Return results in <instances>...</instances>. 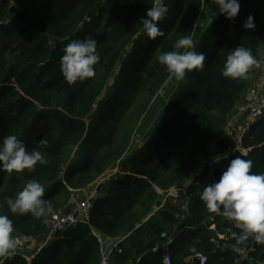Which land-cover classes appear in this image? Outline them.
<instances>
[{"label": "trees", "instance_id": "obj_1", "mask_svg": "<svg viewBox=\"0 0 264 264\" xmlns=\"http://www.w3.org/2000/svg\"><path fill=\"white\" fill-rule=\"evenodd\" d=\"M161 2L169 12L159 22L164 35L153 40L140 21L155 0H0V141L16 135L49 160L22 173L0 172V214L13 221V235L42 236L48 226V216L12 215L7 208L6 200L28 182L43 184L44 199L61 211L83 196L72 195L74 190L118 165L97 185L88 223L57 232L30 262L14 255L3 264H99L93 230L127 234L110 254L113 264H165V253L170 264H200L197 252L206 256L204 264H264V244L251 238L237 244L231 233L239 230L210 213L197 195L236 156L264 173V112L237 140L227 126L236 106L249 101L259 68L247 80L222 76L227 55L238 46L251 49L261 63L264 0H240L234 20L219 15L213 0ZM250 15L255 29L245 30ZM185 35L206 59L202 69L178 81L157 57L175 50ZM87 38L97 42L95 75L70 85L60 70L63 49ZM118 87L129 96L121 112L115 105L120 99L112 102ZM141 96L137 115L129 118L126 110ZM123 121L128 125L114 146ZM133 130L142 141L126 154ZM76 146V157L65 165L67 149ZM216 154L227 159L210 166ZM162 231L172 236L166 245Z\"/></svg>", "mask_w": 264, "mask_h": 264}, {"label": "clouds", "instance_id": "obj_2", "mask_svg": "<svg viewBox=\"0 0 264 264\" xmlns=\"http://www.w3.org/2000/svg\"><path fill=\"white\" fill-rule=\"evenodd\" d=\"M218 14L228 20L237 18L240 0H213ZM169 8L163 2H156L142 18L145 34L150 39L164 35L159 27L168 14ZM245 30H254V18L250 15L243 22ZM197 45L189 35L182 36L173 51L164 52L157 57L158 63L166 66L167 71L178 81L185 79L187 73L202 69L206 56L195 51ZM60 60L61 73L68 84L83 81L95 75L94 66L99 62L97 42L94 39L73 40L63 49ZM261 67L260 61L251 49L238 46L227 55L222 76L233 80L249 79L250 72ZM41 140L40 144L46 145ZM227 155H217L213 163L219 164ZM39 163L47 165L49 160L39 150H29L28 146L16 135H7L0 141V172L22 173L33 170ZM253 162L241 156L231 159L223 169L218 181L203 186L197 195L205 208L224 218L235 229L231 236L237 244H244L250 238L257 244H264V173L252 171ZM45 188L35 179L28 182L15 198L6 200L12 215L31 214L36 219L45 218L54 212L51 203L44 199ZM14 226L9 215L0 214V264L15 255L17 238L13 236Z\"/></svg>", "mask_w": 264, "mask_h": 264}, {"label": "built area", "instance_id": "obj_3", "mask_svg": "<svg viewBox=\"0 0 264 264\" xmlns=\"http://www.w3.org/2000/svg\"><path fill=\"white\" fill-rule=\"evenodd\" d=\"M260 74L263 75L264 79V65ZM263 112L264 85L262 87H258L255 85L254 87H251L249 91V101L247 104V110L244 113L245 118L241 133L245 131L246 127L251 121L257 119L263 114ZM112 172L114 173L115 170H113ZM96 187L97 185H94L89 188V191L83 192V196L80 199L76 200L74 205L71 206V208L66 209L64 211H54L51 215H49L47 218L48 226L44 234L42 235V240H40V242L33 248L24 250L26 246L28 247L29 243L34 239L35 236L24 234L13 235L18 240L15 249V255H20L26 262H30L40 251L42 246L49 242L57 232L61 231L67 226L75 225L78 222L88 223L89 211L91 208L93 197L97 193ZM93 234L97 240L96 242L99 243L100 247L101 257L99 264H113L109 259L110 254L113 249L118 248V243L124 237H126L127 234L112 237L110 235L98 232L97 230H93ZM160 235L161 237L165 238V242L163 245H166L171 242L172 236L166 231H162ZM195 256L198 258L200 264H204L206 256L203 253L197 252L195 253ZM163 262L165 264H170L169 254L165 253L163 255Z\"/></svg>", "mask_w": 264, "mask_h": 264}, {"label": "rangeland", "instance_id": "obj_4", "mask_svg": "<svg viewBox=\"0 0 264 264\" xmlns=\"http://www.w3.org/2000/svg\"><path fill=\"white\" fill-rule=\"evenodd\" d=\"M161 1L162 0H156V2H161ZM261 58H262V61L264 62V49L262 50ZM115 74H117V72ZM170 79H174V76L170 77ZM113 92L116 94V96L118 98L115 99V100H113L112 102L113 103H116L115 101L118 100V99H120V101L117 104H115V105H117L116 106L117 109L121 112L125 107L129 106L128 101H127L129 99V96H127L128 90L126 88H123V87H118ZM162 95H163V93H162ZM247 98L236 106L235 113L228 119V122H227V126L229 127V129H228L229 131L228 132L236 140L238 139V137H239V135H240V133L242 131L243 124H244V118H245L244 113L247 110V104H248ZM141 99H142V96L140 98L139 97L136 98L134 100V102H133V106L131 108H129L128 110H126L125 114L128 112L127 113V116H129V118L130 117H134L135 118V116L137 115V113H138V104H139V102H140ZM160 106H156L155 111H157ZM106 122H107V120H104V123H106ZM126 125H128V122L123 121V122L120 123V126H117V128H116V133H117L116 135L117 136H115V139L113 141L114 146L118 145V142L121 141V139H122L121 136L123 135V131L125 129L123 126H126ZM136 131L137 130H133L132 133H131V135H130V142L128 144V148L126 149V154L129 152V150L131 148V145H136L137 146L142 141L141 140L142 139L141 136L138 137ZM107 134H108V137H110V136L113 137L114 136V132L112 133V129H110L109 130V133H107ZM97 148H98V145L96 146V151H97ZM78 150L79 149L77 148V146L76 147H69L67 149L66 155H65V163H66L65 165H67L69 162H71L76 157V155L78 153ZM219 155H221V154H219ZM215 156H217V154L216 155H213L212 157H210L211 158L210 159V162H209L210 166H212L214 164L212 161H213V158ZM207 161L208 160L206 159V160H203L200 163V166L198 168H196V170L194 171V175H197L201 171V168L204 165L203 163H207ZM117 169H118V165L117 166L115 165L112 168L111 167L107 168L102 174H99L90 183H88L87 185H85L82 188H79V189L74 190L72 192V195H76V197H78V196L82 195V193L84 192V190H87L88 188H91L94 185H99V184L103 183L105 180H107L110 177L111 172L113 170L116 171ZM173 188L174 187H171V188H169V190H171V192H174V189ZM176 191H177V189L175 190V192ZM174 194H175V197H176L177 201H179L180 196L176 195L177 192L174 193ZM74 203H75V201H73L70 206L74 205ZM61 211H64V210L61 209ZM24 250H27V248L25 247Z\"/></svg>", "mask_w": 264, "mask_h": 264}, {"label": "crops", "instance_id": "obj_5", "mask_svg": "<svg viewBox=\"0 0 264 264\" xmlns=\"http://www.w3.org/2000/svg\"><path fill=\"white\" fill-rule=\"evenodd\" d=\"M260 64H261V67L259 68V74L257 75V77L254 78L255 81L253 82L258 87H262L264 85L263 75L260 74V72L263 68L264 62L261 60ZM40 240H42V236H35L34 239L29 243L28 247L26 246V248L27 249L33 248L34 246H36L40 242Z\"/></svg>", "mask_w": 264, "mask_h": 264}]
</instances>
